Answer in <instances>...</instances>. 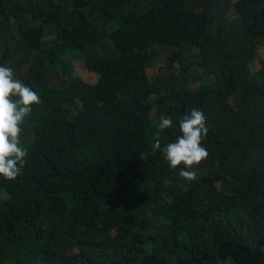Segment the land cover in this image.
I'll return each mask as SVG.
<instances>
[{"label": "trees", "instance_id": "trees-1", "mask_svg": "<svg viewBox=\"0 0 264 264\" xmlns=\"http://www.w3.org/2000/svg\"><path fill=\"white\" fill-rule=\"evenodd\" d=\"M260 44L264 0H0V66L42 101L0 176V264H264ZM192 108L209 155L189 182L152 146Z\"/></svg>", "mask_w": 264, "mask_h": 264}, {"label": "clouds", "instance_id": "clouds-1", "mask_svg": "<svg viewBox=\"0 0 264 264\" xmlns=\"http://www.w3.org/2000/svg\"><path fill=\"white\" fill-rule=\"evenodd\" d=\"M41 102L35 91L14 78L11 67L0 66V176L6 180H15L22 173L28 155L27 147L22 146V135L25 132L23 125L32 112V106ZM205 120L202 111L192 108L179 119L181 134L174 142L162 147L159 133H156L152 146L153 153L157 150L163 152L170 168L176 169L183 165L179 175L189 182L197 179L192 169L209 155L201 143L208 132ZM172 126V118L161 114L158 128L164 130Z\"/></svg>", "mask_w": 264, "mask_h": 264}, {"label": "rangeland", "instance_id": "rangeland-1", "mask_svg": "<svg viewBox=\"0 0 264 264\" xmlns=\"http://www.w3.org/2000/svg\"><path fill=\"white\" fill-rule=\"evenodd\" d=\"M233 16H234V12L231 13L230 17H233ZM257 53H258V57L250 65L253 72L259 71L260 68L262 67V62L264 60V45L260 44L258 46ZM157 66L161 68L165 66L164 55L157 59ZM75 69H76V73L81 75L83 79L88 82L95 83L98 80V75L95 72L90 71L85 66V64L82 62V60L77 59L75 61ZM21 75H22L21 71H19L18 73V70H17L16 73L14 74V78L20 80ZM110 206L113 208H116L117 202L115 198H113V200L111 201ZM228 264H231V263L229 262Z\"/></svg>", "mask_w": 264, "mask_h": 264}]
</instances>
